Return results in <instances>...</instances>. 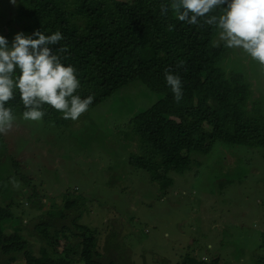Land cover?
I'll return each mask as SVG.
<instances>
[{
    "label": "trees",
    "instance_id": "obj_1",
    "mask_svg": "<svg viewBox=\"0 0 264 264\" xmlns=\"http://www.w3.org/2000/svg\"><path fill=\"white\" fill-rule=\"evenodd\" d=\"M170 0H21L11 10V21L31 36L35 31L51 35L57 31L63 39L53 50L65 47L62 62L76 69L82 99L94 97L88 110L113 97L132 81L140 82L155 100L145 109L135 110L119 129L114 145L127 148V167L143 172L149 182L165 190L174 176H181L201 167L204 155L214 142L228 150L232 145L264 150V113L251 98V88L242 82L241 73L229 71L222 76L218 66L222 47L212 40L218 28L181 22L170 10L161 16L160 5ZM222 7H226L223 5ZM220 9L210 15H219ZM169 24L174 25L169 31ZM7 27H0V36L7 40ZM182 63V67H178ZM240 60L237 66L239 69ZM171 70L179 75L184 96L174 100L164 74ZM201 76L203 81H201ZM15 115L25 110L15 93L8 103ZM43 123L58 130L69 119L48 105H43ZM87 112V111H86ZM71 126L74 121L71 120ZM106 131L107 128H102ZM122 150H118V154ZM6 152L0 139V163ZM208 154V153H207ZM9 156V155H8ZM14 174L30 186L21 174L19 163L12 156ZM107 180L112 185V178ZM121 178H117L115 183ZM27 195L31 208H39L33 186ZM68 195L62 208L47 211L30 221L29 226L11 225L6 233L5 222L12 220L9 206L0 207V264H125L119 261L118 232L112 230L105 239L102 252L97 250L95 232L77 221L91 200L83 194ZM25 230L40 246L38 256L20 235ZM62 244L60 245V241ZM192 249L181 264H206ZM217 260L209 264H217ZM128 264V263H127ZM264 264V261H256Z\"/></svg>",
    "mask_w": 264,
    "mask_h": 264
},
{
    "label": "rangeland",
    "instance_id": "obj_2",
    "mask_svg": "<svg viewBox=\"0 0 264 264\" xmlns=\"http://www.w3.org/2000/svg\"><path fill=\"white\" fill-rule=\"evenodd\" d=\"M20 1L13 5L0 0V27H7L9 48L16 34H27L11 21V10ZM239 52L241 58H226L227 67L241 61V74L252 84L248 83L251 98L261 100L264 113V66L242 49ZM154 100L140 82L132 81L87 110L72 126L69 119L61 130L16 115L11 130L0 134L6 146L0 163V207L8 205L13 217L3 224L6 233L12 231V224L29 226L38 215L60 210L68 191L91 200L77 222L95 232L100 253L106 236L112 230L118 232L116 242L126 248L118 252L122 263L181 264L192 249L206 264L214 260L217 264L263 262L264 150L237 145L228 150L214 142L196 172L174 176L172 185L161 190L145 173H132L127 167V148L114 145L127 116ZM118 150L122 151L118 154ZM10 156L35 188L39 208L29 206L27 195L32 189L14 174ZM109 178L112 185H108ZM117 178L121 179L115 183ZM20 235L38 256L39 242L25 230Z\"/></svg>",
    "mask_w": 264,
    "mask_h": 264
},
{
    "label": "clouds",
    "instance_id": "obj_3",
    "mask_svg": "<svg viewBox=\"0 0 264 264\" xmlns=\"http://www.w3.org/2000/svg\"><path fill=\"white\" fill-rule=\"evenodd\" d=\"M10 2L15 5L16 0ZM216 9H220V14L210 15ZM170 10L181 22L199 25L203 20V24L218 28L212 44L222 47L218 63L222 76L229 77L231 70L242 72V68L227 67L226 62L232 55L240 57L239 49L264 66V0H170L160 5L161 16ZM173 28L169 24L168 30ZM62 39L59 31L51 35L35 31L31 36L18 33L9 48L8 41L0 36V134L11 130L16 120L13 108L6 106L16 92L25 109L22 118L26 121H41L45 115L43 105L62 113L63 119L75 121L92 104V95L82 99L76 94L80 87L76 69L66 66L61 59L67 49L50 47ZM164 78L175 102L180 103L184 96L180 76L166 70ZM241 79L247 83L243 75ZM248 83L252 85L250 80Z\"/></svg>",
    "mask_w": 264,
    "mask_h": 264
}]
</instances>
